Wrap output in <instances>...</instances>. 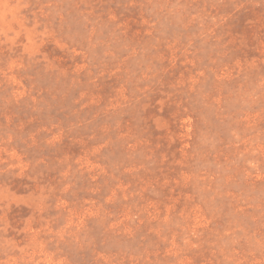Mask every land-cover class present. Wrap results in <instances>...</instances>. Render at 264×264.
<instances>
[{
    "label": "rangeland",
    "instance_id": "374dc122",
    "mask_svg": "<svg viewBox=\"0 0 264 264\" xmlns=\"http://www.w3.org/2000/svg\"><path fill=\"white\" fill-rule=\"evenodd\" d=\"M0 264H264V0H0Z\"/></svg>",
    "mask_w": 264,
    "mask_h": 264
}]
</instances>
